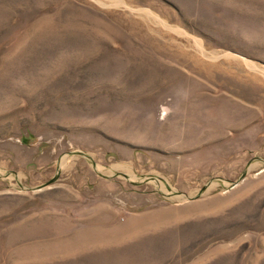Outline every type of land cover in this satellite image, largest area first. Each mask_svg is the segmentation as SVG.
<instances>
[{
  "label": "rangeland",
  "instance_id": "rangeland-1",
  "mask_svg": "<svg viewBox=\"0 0 264 264\" xmlns=\"http://www.w3.org/2000/svg\"><path fill=\"white\" fill-rule=\"evenodd\" d=\"M0 264H264V0H0Z\"/></svg>",
  "mask_w": 264,
  "mask_h": 264
},
{
  "label": "bare ground",
  "instance_id": "bare-ground-1",
  "mask_svg": "<svg viewBox=\"0 0 264 264\" xmlns=\"http://www.w3.org/2000/svg\"><path fill=\"white\" fill-rule=\"evenodd\" d=\"M251 65V64H250Z\"/></svg>",
  "mask_w": 264,
  "mask_h": 264
}]
</instances>
